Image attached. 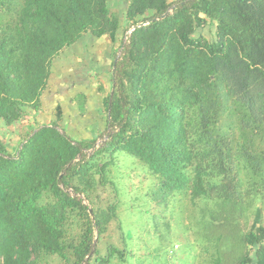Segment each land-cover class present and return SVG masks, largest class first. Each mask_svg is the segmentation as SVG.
Segmentation results:
<instances>
[{"label":"trees","instance_id":"trees-1","mask_svg":"<svg viewBox=\"0 0 264 264\" xmlns=\"http://www.w3.org/2000/svg\"><path fill=\"white\" fill-rule=\"evenodd\" d=\"M109 1L0 0V123L24 132L0 137V264H130L136 245L150 264H264V0ZM88 34L120 36L117 62L103 129L75 140L59 106L38 115L54 60ZM112 222L121 245L99 256Z\"/></svg>","mask_w":264,"mask_h":264},{"label":"crops","instance_id":"crops-1","mask_svg":"<svg viewBox=\"0 0 264 264\" xmlns=\"http://www.w3.org/2000/svg\"><path fill=\"white\" fill-rule=\"evenodd\" d=\"M118 39L113 42L103 37L95 41L88 34L54 60L47 88L41 96L40 122L47 123L54 118L59 106L61 126L71 138L89 139L103 129L102 100L109 91L110 70L116 59L113 55ZM55 66H58L62 79L56 80ZM51 85L59 87L51 89ZM28 120L26 118L24 122Z\"/></svg>","mask_w":264,"mask_h":264},{"label":"rangeland","instance_id":"rangeland-1","mask_svg":"<svg viewBox=\"0 0 264 264\" xmlns=\"http://www.w3.org/2000/svg\"><path fill=\"white\" fill-rule=\"evenodd\" d=\"M171 1L174 2L176 0H171ZM108 5L112 11L116 12V11H121L122 7L124 6V2H123V0H110ZM196 34L197 35H203L207 39H212L213 38V29L208 28L206 26L205 28L197 31ZM85 37H88V35H85ZM94 40H95V38H94ZM95 41H97V40H95ZM72 52H74V51H71V53ZM55 69L57 70L58 66H55ZM55 78H56V80L61 78V75H59L58 70L55 72ZM50 87L52 89V88H55L57 86L51 85ZM58 87H57V89H58ZM60 88H62V86ZM18 134H21V135L24 134V132H22V130L20 129L19 126L13 125L10 127H5V126L1 125V123H0V137L4 143L14 145L15 143H17L16 135H18ZM14 146H16V145H14ZM125 156L129 157L127 155H125ZM117 164H118L119 172H121L122 175L125 176L124 184H127V185L133 184V186H137V188H139L141 192H144L145 188L148 186V184H147V181L144 180V177H143L141 171L138 169V166L135 165L132 160H130L128 158H123V157L118 158ZM104 197H105V199H103L102 204H106V200H109L112 198L111 194L109 192L106 193L103 196V198ZM122 208H124V207H122ZM120 216L122 219H124L126 221L128 220V218L125 216L124 210H122L120 212ZM251 221H252V216L250 215L248 218L247 224H251ZM262 223L264 225V206H263V213H262ZM119 236H120V229H118L117 224L115 222H112L108 226L106 234L102 237L100 244L98 245L99 256H104L105 255L104 254L105 249L107 248V246H109L111 244H114L116 246H120L121 241L119 239ZM147 243H148V248L153 249V246H156V241L153 237L147 236ZM133 253L135 255H134V258L132 260H130V264H138L135 262V261H137L136 260L137 257H139V259L141 257L143 258L142 262L141 263L139 262V264H150V262H143L145 252L142 248H138L137 245L135 247L133 246ZM54 264H59V262L57 260H55Z\"/></svg>","mask_w":264,"mask_h":264},{"label":"water","instance_id":"water-1","mask_svg":"<svg viewBox=\"0 0 264 264\" xmlns=\"http://www.w3.org/2000/svg\"><path fill=\"white\" fill-rule=\"evenodd\" d=\"M169 12H170V10H168V12H167L166 14H164V15L162 16V18H165V17L168 15ZM132 31H133V29L130 30L129 32H127V33L130 34ZM116 62H117V58L113 61V65H115ZM113 68H114V67H113ZM103 141H104V140H99V141L94 145V148H96V147L98 146V144L103 143ZM92 152H93V150L90 151V153H92ZM88 213H89L90 219L93 220V211H92V208L89 207V206H88ZM95 243H96V242H94V245H95ZM93 250H94V249L92 248L90 254L87 256L86 259H89V258L91 257V255L93 254Z\"/></svg>","mask_w":264,"mask_h":264}]
</instances>
